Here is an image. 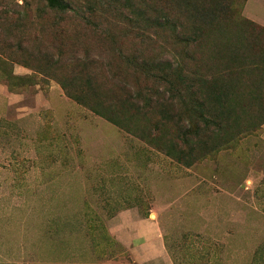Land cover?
<instances>
[{"label": "rangeland", "instance_id": "374dc122", "mask_svg": "<svg viewBox=\"0 0 264 264\" xmlns=\"http://www.w3.org/2000/svg\"><path fill=\"white\" fill-rule=\"evenodd\" d=\"M65 1L72 13L43 18V0H0V62L17 76L0 78V264H264V0H220L234 17L213 26L198 13L184 22L200 38L189 45L156 29L170 0ZM241 35L246 62L225 50ZM176 60L190 83L206 79L207 100L221 86L206 105L219 135L191 122L192 94L186 106L154 82ZM88 77L115 88L98 93L128 128L60 83L91 95ZM150 89L165 100L130 104ZM180 115L190 145L177 141Z\"/></svg>", "mask_w": 264, "mask_h": 264}, {"label": "trees", "instance_id": "16d2710c", "mask_svg": "<svg viewBox=\"0 0 264 264\" xmlns=\"http://www.w3.org/2000/svg\"><path fill=\"white\" fill-rule=\"evenodd\" d=\"M207 1H208V5L206 6ZM227 2H229V0H227ZM43 3H44L43 6L44 9H42L41 11V17L43 18L50 13H59L62 15H66L73 12L71 5L67 3L65 0H43ZM172 3L174 6L170 7ZM219 3H221L220 0H170L168 1L167 7H165L160 11V12L163 11V13L165 14L160 15L158 19L156 18L154 20L158 22L156 29L158 30L159 28L164 33L166 31H172L175 35H177L178 34L177 32L180 31L181 36L180 34H178L180 36L178 38H180V40H182L184 43H187L188 45L191 43V42L189 43V40H192L195 43L199 42L200 39L199 36L192 39L190 35H187V32H185L187 27L184 22H186L187 24L190 22L191 24L193 17L196 19L198 17L197 16L198 13H206V11H208V16L202 17L200 18V20H207L209 18L208 26H213L216 23L215 21L217 20L226 19L227 17L228 18L226 20H229V18L231 19L232 17H234V15L232 14L233 10H235L234 7H232L231 5H226V8L223 9L220 8ZM202 5L203 8H201ZM174 8L176 12L175 16L172 15L171 13V11H174ZM227 14L228 16H226ZM159 20H162V23L159 22ZM149 30L150 28L146 31ZM140 36L142 37L143 40H145L146 38L151 39L150 36L146 37L145 33H141ZM226 36H229V33ZM250 39L251 37L248 35H241L239 40L244 44H240L239 41L235 40L234 37H229V42L227 43L225 50L229 53L230 56H232L235 59L242 60L245 62L249 61L251 58H253L252 57L253 54L249 52L250 43L248 41ZM9 61L11 60L7 58L6 61L0 62V78L4 79L8 83H12V80L17 78V76L13 74V70L11 69V63ZM178 61L176 62V65L170 62L166 64L165 68L160 70V72H162V76L156 74L153 75V77H155L154 82L156 84H161L162 86H164V90L166 92H167L166 90L167 87L172 88L169 89L168 91L177 92V97L186 106L188 105L186 101V96L188 94H192V100L193 98H195V100L192 101L193 108L190 115L191 122L193 123L191 116H194L195 118H199L200 123H203L205 126H212V124H214L217 129L213 131V134L219 135V133L222 131L221 125L223 124V122L222 119H220V117L213 119L211 110L212 107L215 108L217 102H220L221 100V94H222L221 86L214 85L213 87L215 89L212 88V91H214V95H213L214 100L212 99V97L207 100L209 94L205 93V90L209 91V87L206 84V79L201 80L200 78H198L197 81L195 79L194 82L190 83L189 81L193 79L192 77L194 76V73L189 72L188 74H186L184 67ZM155 70L157 71L158 68ZM233 74L236 75L237 73L234 72ZM91 75L95 76V73ZM88 78H89L88 90L91 95H83L84 94L83 91L79 92L81 94L80 95L78 92L71 90V88L67 85L66 82L61 80L60 83L62 85V88L65 90V92H67V95L70 98L74 99L77 103L89 107L93 112L104 117L105 119L116 125L122 126L123 128H125V126L127 127L126 125L127 121L126 123H122L119 120L118 116L116 115L110 116L107 113L108 108L109 109L114 108L113 103L107 96L103 98L102 96H100V93H98L101 91L107 95L108 93H113L115 91V88L111 87V84L109 86H106L104 84L103 86H101L102 83L98 82L97 79H95L94 81V78L91 77ZM104 86H106V88H104ZM131 90L132 89H130L129 91ZM153 91H154L153 89H150L149 95L144 97L146 101L145 105L141 104L140 100L142 99V94L140 92H137L134 95L135 102L130 101V104L133 106H137V108L139 107L149 108V106H151L154 109V105L158 106L159 104H161L162 101L165 100V98L163 96L164 94L155 95V96L152 95L151 93H153ZM199 92L202 93L199 95ZM177 97L172 96L173 101L171 100V103L176 102ZM207 104L212 105V107L206 106ZM165 116H166L165 120L168 123H172V121L175 120V117L171 114V112L166 111ZM185 120L186 118L180 115L177 121L178 122L177 124L181 126V128L179 129V134H178L179 136L177 141L181 142L182 145L183 144L190 145L189 138L191 135V130H187L185 127L183 128V124L185 123ZM210 130L211 129L209 128L208 131H205L202 134H200L197 137V139L204 137V135H207L208 132H210ZM212 138L216 139L215 137ZM195 162L197 161H193L189 164Z\"/></svg>", "mask_w": 264, "mask_h": 264}, {"label": "crops", "instance_id": "0c3cea01", "mask_svg": "<svg viewBox=\"0 0 264 264\" xmlns=\"http://www.w3.org/2000/svg\"><path fill=\"white\" fill-rule=\"evenodd\" d=\"M142 237H143V235L140 234V236H138L139 239H137V241H136L137 243L135 244V250L137 251L138 255H142V253H141L142 247L141 246L142 245L144 246L145 241L147 242L146 236L144 235V237L143 238Z\"/></svg>", "mask_w": 264, "mask_h": 264}]
</instances>
